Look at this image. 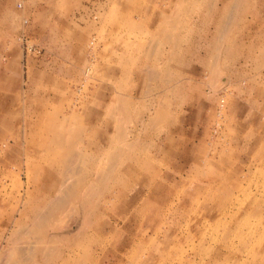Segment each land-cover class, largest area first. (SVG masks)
<instances>
[{
  "label": "rangeland",
  "instance_id": "obj_1",
  "mask_svg": "<svg viewBox=\"0 0 264 264\" xmlns=\"http://www.w3.org/2000/svg\"><path fill=\"white\" fill-rule=\"evenodd\" d=\"M105 121L128 170L59 207ZM58 129L42 195L27 143ZM0 146V264H264V0H0Z\"/></svg>",
  "mask_w": 264,
  "mask_h": 264
},
{
  "label": "bare ground",
  "instance_id": "obj_2",
  "mask_svg": "<svg viewBox=\"0 0 264 264\" xmlns=\"http://www.w3.org/2000/svg\"><path fill=\"white\" fill-rule=\"evenodd\" d=\"M153 76V75H152ZM117 105H120V104H122V100L121 99H117ZM115 106V105H114ZM120 108V107H119ZM128 111V110H127ZM115 114H117V111H116V113ZM126 114V113H125ZM158 115V114H157ZM50 116V115H49ZM48 117V116H47ZM118 117V116H117ZM115 118H116V116H115ZM51 119V118H50ZM51 120H53V119H51ZM119 120H120V118H119ZM116 121H117V119H116ZM46 122V121H45ZM53 123V122H52ZM41 124V123H40ZM105 127H104V129L102 128L101 130H99V131H97V133H96V137H98V143L99 144H97V142H96V144H95V147H96V149H97V152H99V153H101L102 151V153L100 154V155H104V158H105V160H106V164H101V160L99 159L98 160V156H97V159L96 160H94L93 161V165H92V170H91V172H89L88 174H89V178H87L86 177V179H82V181L79 179L78 180V185H80L78 188H79V191H77V189H75V188H77V187H75L76 186V184L73 186V184L72 183H74V180L73 181H70L69 179H67V180H59V185L56 187V190H54L55 191V194L54 195H52L51 196V199L55 202V203H57L58 204V206L59 207H61V206H63V202H65L64 200L66 199V197H68V198H70V196H77V198H81V199H83V198H85L86 196H91L92 194H93V187H95V184H97L100 180H104V178H105V180L107 181V180H112V181H114V180H116L117 178H118V175L114 172L115 170H116V172L118 171L119 173L120 172H126L128 169L127 168H129V166H128V164L127 165H125V161H123V160H125V157H126V149L124 150V148H123V146H122V149L123 150H121L120 149V147L118 148V147H116V143H119L120 141H119V139H120V137L122 136V134H121V132L123 133V131H119V132H117L118 131V129L120 130L121 128H120V126L119 125H117L116 124V126L118 127V129H117V131H116V133L117 134H114L115 135V137H116V139L119 141V142H115V143H113V140H114V135L113 134H110L109 135V123L108 122H106L105 121ZM96 125V124H95ZM217 125V124H216ZM64 126V125H63ZM122 126V125H121ZM123 126H125V125H123ZM122 126V127H123ZM116 127V128H117ZM152 128V127H151ZM32 129H34V127L32 128ZM56 129V128H55ZM61 129V128H60ZM43 130V129H42ZM49 130H51V129H49ZM49 130L47 131V132H45V133H36L35 134V132H33V133H31L30 134V137H29V139H28V143H27V145L31 148V149H29V150H31L32 151V153L30 154V153H26L27 154V156H30V157H32L33 158V161H34V163L33 164H35L34 166H31L32 167V171H34L35 172V176L34 177H32V179L30 180V183H31V186L32 187H34L35 189H37V190H39L40 191V193L42 194V195H44V194H47L46 193V191L44 190L45 188H43L44 186H42L41 184V182H40V180H41V177L42 176H44L45 174H44V172H43V167H39V165L38 164H36V163H38V162H40V163H43V164H48V166H49V170H50V172L51 173H48L47 175L48 176H51V174L52 175H54L53 173H52V171H51V169L50 168H57L58 170H60V173L61 174H65V170L67 169V168H71V167H75V165H74V161H69L68 159H67V156L65 155V153H69V152H71L72 151V148L74 147L73 145L74 144H76V143H78V138H79V134L78 133H76V135L75 134H72L70 131L68 132H66V131H60L59 129L58 130H55L54 132H53V134L52 135H49ZM121 130H123V129H121ZM93 131V130H92ZM115 131V130H114ZM86 133V132H85ZM115 133V132H114ZM120 134H121V136H120ZM92 135V134H91ZM131 135V134H130ZM87 136V135H86ZM83 137V136H82ZM82 137H81V141L83 140L84 141V138L82 139ZM5 138V137H4ZM77 138V139H76ZM88 138V137H87ZM116 139H115V141H116ZM7 140V139H6ZM121 140V139H120ZM123 140V139H122ZM121 140V141H122ZM3 141V139H1V142ZM135 141V140H134ZM138 140H136V142H137ZM4 142V141H3ZM80 143V142H79ZM88 144H89V142H88ZM127 144V143H126ZM130 144V143H129ZM128 144V145H129ZM138 144V146H140L139 145V143H137ZM143 144V143H142ZM128 145H126V146H128ZM131 145V144H130ZM129 145V146H130ZM136 145V144H135ZM79 146H80V144H79ZM132 146V145H131ZM84 147H85V145H84ZM0 148H1V146H0ZM119 149V153L116 155V154H114L113 153V151H115L116 149ZM131 148V147H130ZM118 149H117V152H118ZM89 150V149H88ZM85 151V150H84ZM96 151H95V153H94V151H92L91 153H94V154H92L93 156H96L98 153H97ZM131 152V151H130ZM74 154H76V153H74ZM120 154H125V156L123 157L122 156V158L123 159H121V158H119V156H120ZM107 158V159H106ZM5 160V159H4ZM74 160V159H73ZM6 161V160H5ZM21 161V160H20ZM77 164V163H76ZM101 164V166L104 168V170H105V168H106V170L105 171H103V173L102 174H100V176L99 175H96L97 174V172H96V168H98V166ZM21 165V164H20ZM20 165H18V166H20ZM76 167H78L77 165H76ZM156 167V166H155ZM68 169V170H69ZM101 170H102V168H100ZM76 170V169H75ZM79 171V170H78ZM77 171V172H78ZM98 171V170H97ZM102 172V171H101ZM100 172V173H101ZM214 173V172H213ZM68 174V173H67ZM79 174H81V172L79 173ZM123 176V175H122ZM208 176V175H207ZM85 177V176H84ZM141 177V176H140ZM79 178V177H78ZM120 178H121V176H120ZM124 178V177H123ZM222 178V177H221ZM27 179H28V177H27ZM46 179V178H45ZM53 179V178H52ZM54 180V179H53ZM176 180V179H175ZM51 182H52V180H51ZM102 182V181H101ZM119 182V181H118ZM236 183V182H235ZM49 184V183H48ZM109 184V183H108ZM122 184V183H121ZM223 184V183H222ZM46 185V184H45ZM223 186V185H222ZM225 186V185H224ZM223 186V187H224ZM22 187V186H21ZM113 187V186H112ZM55 189V188H54ZM95 189V188H94ZM96 190V189H95ZM116 193V192H115ZM207 193V192H206ZM104 194H106V193H104ZM117 196V195H116ZM119 196V195H118ZM121 196V195H120ZM134 196V195H133ZM22 197V196H21ZM19 198V197H18ZM67 198V199H68ZM72 198V197H71ZM21 199V198H20ZM19 199V200H20ZM74 199H76V198H74ZM73 199V200H74ZM133 199V198H132ZM17 200V199H16ZM46 200V199H45ZM95 200V199H94ZM111 200V199H110ZM35 201H37V200H35ZM51 201V200H50ZM126 201V200H125ZM19 202H21V201H19ZM23 202V201H22ZM67 202V201H66ZM81 201L80 200H78V202H76V203H80ZM47 203H49V202H47ZM76 203H75V205H76ZM82 204L83 203H85V202H81ZM89 203V202H88ZM92 203H93V201H92ZM240 203V202H239ZM38 204V203H37ZM50 204V203H49ZM65 204V203H64ZM253 204V203H252ZM48 204H46V206H47ZM196 205H197V203H196ZM0 206H1V202H0ZM2 206H4L3 204H2ZM35 206V205H34ZM80 206V205H79ZM83 206H84V204H83ZM83 206L81 205V210L83 209ZM121 206V205H120ZM223 206V205H222ZM19 206H17V208H18ZM41 207V206H40ZM48 207V206H47ZM72 207H74V206H72ZM76 207V206H75ZM85 207V209H86V206H84ZM90 207H92V206H90ZM119 207V206H118ZM42 208V207H41ZM41 208H40V210L39 211H41ZM45 208V207H44ZM57 208V207H56ZM61 208H63V207H61ZM66 208V207H65ZM64 208V209H65ZM77 208V207H76ZM2 209V208H1ZM33 209V208H32ZM35 209V208H34ZM33 209V210H34ZM43 209V208H42ZM78 209H79V207H78ZM92 209V208H91ZM127 209V208H126ZM18 210V209H17ZM26 210V209H25ZM53 210H55L56 211V209H53ZM53 210H51V209H49V208H46V209H44V211L43 212H48V211H53ZM57 210L59 211L60 209L59 208H57ZM72 210H74V208H72ZM75 210H77V209H75ZM75 210H74V213H75ZM92 210H94V209H92ZM138 210V209H137ZM16 211V210H15ZM20 211V210H19ZM55 211L54 212H49V213H51V214H55ZM60 211H62V209L60 210ZM64 211V210H63ZM83 211H85L84 209L82 210V212ZM88 211V210H87ZM120 211V210H119ZM140 211V210H139ZM57 212V211H56ZM70 212H71V210H70ZM73 212V211H72ZM81 212V211H80ZM252 212V211H251ZM32 213H33V211H32ZM39 214L37 215L36 213H35V215L34 216H37V218H39L40 216H43L45 213H42L41 214V212H38ZM57 213H59V212H57ZM73 213V214H74ZM86 213V212H85ZM24 214V213H23ZM34 214V213H33ZM60 214V213H59ZM66 214V213H65ZM77 214V212L75 213V215ZM86 214H88V212L86 213ZM69 215H72V213L71 214H69ZM68 215V216H69ZM90 215H91V213H90ZM210 215V214H209ZM47 216V215H46ZM53 216V215H52ZM51 216V217H52ZM88 216V215H87ZM86 216V217H87ZM153 216V215H152ZM50 217V216H49ZM51 217H50V219H51ZM56 217V216H55ZM78 217V216H77ZM76 217V218H77ZM58 218V217H57ZM147 218V217H146ZM32 219H34V218H32ZM49 219V220H50ZM68 220H67V222H66V224L69 226H71L73 223H75V221L76 220H78V219H75L74 218V216H70V217H68L67 218ZM149 219V218H148ZM52 221H53V219H51ZM50 220V221H51ZM63 220H64V216H63ZM196 220V219H195ZM47 222H48V220H46ZM46 221L44 220V222L46 223ZM49 221V222H50ZM57 221V220H56ZM13 222V221H12ZM48 222V223H49ZM59 222V221H58ZM58 222H56V223H58ZM47 223V224H48ZM55 223V222H54ZM30 224H31V221H30ZM41 224V223H40ZM49 224H51L52 225V223L50 222ZM77 224V223H76ZM81 223H79L78 225L79 226H81L80 225ZM32 225H33V223H32ZM36 225V224H35ZM42 225V224H41ZM55 225V224H54ZM46 227L48 226V225H45ZM34 227V226H33ZM43 225H42V229H43ZM46 227H44V228H46ZM51 227H54L53 225L51 226ZM82 227V226H81ZM80 227V228H81ZM27 228V227H26ZM30 228V227H29ZM36 228V227H35ZM48 228H49V226H48ZM77 228H79L78 226H77ZM79 228V229H80ZM30 229H32V228H30ZM30 229H29V231H30ZM28 230V229H27ZM43 230H45V229H43ZM43 230H41L40 229V231H43ZM61 230V229H60ZM68 229H66V231H67ZM75 230V229H74ZM73 230V231H74ZM100 230V229H99ZM24 232H22V234L24 235V233H25V231L26 230H23ZM35 231V230H34ZM46 231V230H45ZM65 231V230H64ZM77 231V230H76ZM95 231H96V229H95ZM15 232V231H14ZM18 232V231H17ZM20 232V231H19ZM33 232V231H32ZM31 232V233H32ZM77 232H79V230L77 231ZM77 232H76V234H77ZM27 233H29V232H27ZM34 234L36 233V232H33ZM33 233H32V236L34 237V235H33ZM45 233V232H44ZM68 233V232H67ZM69 233H70V231H69ZM73 233V232H72ZM39 234V233H38ZM113 234V233H112ZM12 236H13V234H11ZM18 235V234H17ZM16 235V236H17ZM19 235H21V234H19ZM29 235V234H28ZM48 235V234H47ZM71 235V234H70ZM12 236H11V238H12ZM15 236V235H14ZM35 236H37V237H40L39 238V240H42V241H44V243H45V240H43L42 239V237L43 236H38V235H35ZM62 235H60V237H61ZM63 236H66V235H64L63 234ZM63 236L61 237V238H63ZM68 236V235H67ZM152 236V235H151ZM27 237H29V236H27ZM30 237H31V234H30ZM15 238V237H14ZM16 238H18V236L16 237ZM19 238L21 239V237L19 236ZM24 238H26V237H24ZM48 238H49V236H48ZM53 239V241L54 240H58L59 239V237H57L58 239H54V238H56V236L55 237H53V235H51V237L49 238V239H47V237L46 238H44V239H47L48 241L50 240V239ZM61 238H60V240H61ZM64 238H66V237H64ZM22 239H23V236H22ZM36 239V238H35ZM9 240H10V238H9ZM39 240L37 241V240H35V242L37 241V243H39ZM16 241H18V240H16ZM15 241V242H16ZM31 241V240H30ZM33 241V240H32ZM51 241V240H50ZM65 241V240H64ZM8 242H14V241H8ZM20 242V241H19ZM27 242H28V240H27ZM50 243V242H49ZM35 244V243H34ZM33 247V246H32ZM38 247V246H37ZM43 247H45V246H43ZM4 251V250H3ZM29 252V251H28ZM31 252V251H30ZM6 253V252H5ZM10 254V253H9ZM3 255V254H2ZM11 255L12 254H10V257H11ZM50 255V254H49ZM1 260V259H0ZM7 261V264H9L10 262L8 261V259H6ZM30 260V259H29ZM22 261V260H21ZM2 262V261H1ZM9 262V263H8ZM15 264V263H14Z\"/></svg>",
  "mask_w": 264,
  "mask_h": 264
},
{
  "label": "crops",
  "instance_id": "obj_3",
  "mask_svg": "<svg viewBox=\"0 0 264 264\" xmlns=\"http://www.w3.org/2000/svg\"><path fill=\"white\" fill-rule=\"evenodd\" d=\"M36 164H38L39 165V167H45V166H48V164H43V163H40V162H38V163H36ZM35 164H31V166H34Z\"/></svg>",
  "mask_w": 264,
  "mask_h": 264
}]
</instances>
